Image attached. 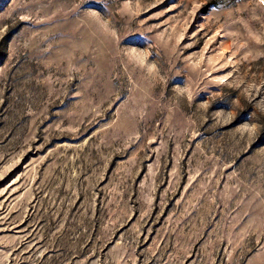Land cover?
I'll return each mask as SVG.
<instances>
[{
    "label": "rangeland",
    "instance_id": "obj_1",
    "mask_svg": "<svg viewBox=\"0 0 264 264\" xmlns=\"http://www.w3.org/2000/svg\"><path fill=\"white\" fill-rule=\"evenodd\" d=\"M0 264H264V2L0 0Z\"/></svg>",
    "mask_w": 264,
    "mask_h": 264
},
{
    "label": "snow or ice",
    "instance_id": "obj_2",
    "mask_svg": "<svg viewBox=\"0 0 264 264\" xmlns=\"http://www.w3.org/2000/svg\"><path fill=\"white\" fill-rule=\"evenodd\" d=\"M262 2H264V0H262Z\"/></svg>",
    "mask_w": 264,
    "mask_h": 264
},
{
    "label": "clouds",
    "instance_id": "obj_3",
    "mask_svg": "<svg viewBox=\"0 0 264 264\" xmlns=\"http://www.w3.org/2000/svg\"><path fill=\"white\" fill-rule=\"evenodd\" d=\"M153 67H155V66L153 65Z\"/></svg>",
    "mask_w": 264,
    "mask_h": 264
}]
</instances>
